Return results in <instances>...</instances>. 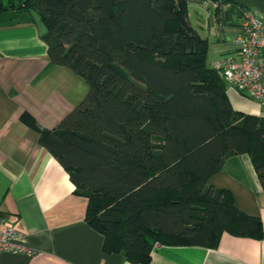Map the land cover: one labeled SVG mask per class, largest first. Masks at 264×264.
<instances>
[{
    "label": "trees",
    "instance_id": "1",
    "mask_svg": "<svg viewBox=\"0 0 264 264\" xmlns=\"http://www.w3.org/2000/svg\"><path fill=\"white\" fill-rule=\"evenodd\" d=\"M190 1L0 0V16L15 8L17 19L38 18L52 62L88 83L39 143L88 198L104 250L134 264L149 263L156 242L216 248L224 232L264 237L259 216L208 184L227 157L248 153L264 187V117L233 109L208 39L188 22Z\"/></svg>",
    "mask_w": 264,
    "mask_h": 264
},
{
    "label": "crops",
    "instance_id": "2",
    "mask_svg": "<svg viewBox=\"0 0 264 264\" xmlns=\"http://www.w3.org/2000/svg\"><path fill=\"white\" fill-rule=\"evenodd\" d=\"M231 1L264 16V0ZM188 10L189 24L208 39L210 66L237 50V9L217 0H191ZM17 17L0 16L15 19L0 20V216L25 235L33 253H1L0 264H134L123 252L104 250L105 235L86 219L88 198L76 193L69 171L39 143L40 129L56 128L89 85L52 62L38 18ZM226 93L234 110L264 117V101L230 85ZM208 184L230 190L239 208L259 216L264 227V187L248 153L227 157ZM147 264H264V237L224 232L216 248L156 242Z\"/></svg>",
    "mask_w": 264,
    "mask_h": 264
},
{
    "label": "built area",
    "instance_id": "3",
    "mask_svg": "<svg viewBox=\"0 0 264 264\" xmlns=\"http://www.w3.org/2000/svg\"><path fill=\"white\" fill-rule=\"evenodd\" d=\"M237 50L213 61L227 83L240 94L264 101V16L245 8L234 39ZM32 254L25 235L5 216H0V254Z\"/></svg>",
    "mask_w": 264,
    "mask_h": 264
},
{
    "label": "rangeland",
    "instance_id": "4",
    "mask_svg": "<svg viewBox=\"0 0 264 264\" xmlns=\"http://www.w3.org/2000/svg\"><path fill=\"white\" fill-rule=\"evenodd\" d=\"M14 6L17 7V6H18V3L16 2V5H14ZM14 6H12V7H14ZM16 10H17V9H15V8L12 9V11H16ZM12 11H10L9 13H7L8 15L5 14V17H6V16H11V15H12V16H15V15H13ZM17 16H19V15H17ZM3 17H4V16H3ZM29 17H30V16H29Z\"/></svg>",
    "mask_w": 264,
    "mask_h": 264
}]
</instances>
